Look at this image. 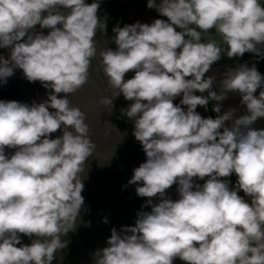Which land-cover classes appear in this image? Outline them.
Wrapping results in <instances>:
<instances>
[{
    "label": "clouds",
    "instance_id": "obj_1",
    "mask_svg": "<svg viewBox=\"0 0 264 264\" xmlns=\"http://www.w3.org/2000/svg\"><path fill=\"white\" fill-rule=\"evenodd\" d=\"M99 7L85 0H0V48H10L8 59L0 56V82L19 68L29 82L52 90L41 103L0 101V264H52L67 247L61 236L75 231L85 161L97 145L89 110L68 97L93 84V60L111 92L97 107L111 114L119 95L134 101L120 111L133 120L147 159L128 184H142L136 193L148 198L142 207L151 206L137 212L135 226L111 229L94 264H173L177 257L186 264H264V129L252 127L264 118V76L255 65L239 64L224 73L219 92L216 77H205L225 51L212 28L229 58H264L257 47L264 45L261 0H148L167 20L117 25L115 50L94 39L106 32ZM37 24L49 33L30 34ZM129 71L135 75L125 80ZM229 93L240 95L245 114L237 116L236 108L220 114ZM209 101L218 102L216 118L196 111ZM57 130L62 136L50 139ZM6 147L17 150L8 157ZM233 174L235 188L226 179ZM174 184L176 200L166 195ZM18 233L38 238L17 247Z\"/></svg>",
    "mask_w": 264,
    "mask_h": 264
},
{
    "label": "water",
    "instance_id": "obj_2",
    "mask_svg": "<svg viewBox=\"0 0 264 264\" xmlns=\"http://www.w3.org/2000/svg\"><path fill=\"white\" fill-rule=\"evenodd\" d=\"M49 31L47 28L41 29L37 24L30 30V34L42 32L47 35ZM197 31L202 30L197 28ZM209 33L223 44L215 28L210 29ZM26 38L27 36L24 39ZM202 40L205 41L203 37ZM0 56L8 59L10 48H0ZM90 72L93 84H86L68 98L72 105L89 110L86 122L90 126V136L97 149L85 161V173L81 177L84 184L81 193L84 204L77 218L75 231H69L67 235L61 236L62 241H68L67 247L55 253L52 264H94V253L108 246L107 240L111 235V229L116 228L120 231L124 226H135L137 219L135 212L143 211V197L139 201L135 193L137 184H128V181L134 174L133 170L139 167L135 161L138 155L146 154L141 143L132 137L129 129L123 125L126 116L120 111L123 95L113 99L111 114L102 106L98 108L95 102L99 97L111 95V92H105L108 87L107 78L102 68H99L98 61H92ZM51 91L45 89L39 81L29 82L23 70L16 68L14 74L7 78V83L0 82V101H18L31 105L33 101L41 103L46 100ZM64 95L59 94L60 97ZM62 134V130H57L50 134L49 138L55 139ZM16 150L6 147L5 154L10 157ZM105 219L107 223L104 222ZM18 235L21 244L16 245L17 247L30 245L38 238L22 233Z\"/></svg>",
    "mask_w": 264,
    "mask_h": 264
},
{
    "label": "crops",
    "instance_id": "obj_3",
    "mask_svg": "<svg viewBox=\"0 0 264 264\" xmlns=\"http://www.w3.org/2000/svg\"><path fill=\"white\" fill-rule=\"evenodd\" d=\"M160 0H157V3H159ZM262 6H264V0H261ZM154 9H149L146 6V9L143 10L142 14L146 15L148 18L149 16L155 17L157 19H160L158 17V14H155L153 12ZM146 17V18H147ZM164 20H167L166 17H163ZM147 21V19H146ZM151 22H148L150 24ZM202 42H205L202 40ZM221 46L225 49L224 52L221 53V59L218 61L214 62L210 68V70L205 74V77L209 76H215L216 77V82L213 84V90L219 92V82L223 79L224 73L229 69V68H235L239 64L247 63L249 67L252 65H255L257 70L261 73L262 76H264V58L257 57L255 54L252 53H245L243 57H232L229 58L226 55V50H227V45L221 44ZM258 48L261 49L262 52H264V45H258ZM261 89H257V92L255 95H259ZM198 95H207V92L205 93H199L197 92ZM240 95L238 93H229L228 98L219 102L221 104V113L223 114L225 111H227L229 108H236L237 109V116L245 114V108L240 104ZM216 101H209L208 105L205 106H198V109L196 111L201 115L203 118H216L218 115L214 111V107L216 105ZM231 122H226V125L230 126ZM256 129H264V118H259L256 123L252 126ZM195 183L198 184H203L207 177H205V180H199L198 178H193ZM231 181L230 187L235 188L236 186V176L233 174L231 177L226 178ZM177 185H173L171 188V193H172V199L176 200L178 199V193H177ZM169 191H167L168 193ZM241 196H244V193L241 191L239 192ZM169 197V196H168ZM244 199L251 203V198L248 196H244ZM173 264H186L185 261L180 260L178 257L174 259Z\"/></svg>",
    "mask_w": 264,
    "mask_h": 264
},
{
    "label": "flooded vegetation",
    "instance_id": "obj_4",
    "mask_svg": "<svg viewBox=\"0 0 264 264\" xmlns=\"http://www.w3.org/2000/svg\"><path fill=\"white\" fill-rule=\"evenodd\" d=\"M93 2H98L100 7L98 9L97 15L101 20L107 22L106 24V32L102 33L99 30L96 33L94 39L100 42V45L103 47L106 46L108 48L116 49V44L112 41V37L115 36L113 32V28L119 25L120 27H124L125 25H132L136 23L133 17H137V15H141L143 10L146 9L148 0H85L86 4H91ZM153 12L157 14L158 12L154 9ZM47 13H44L46 15ZM109 22V23H108ZM105 41L108 43L105 45ZM99 64V62H98ZM135 73L133 71H129L125 75V80L131 79ZM134 101H129L124 98L121 99V108H128L130 104ZM123 125L126 129H129V133L132 137L134 131V122L132 119L125 116V120ZM135 138V137H134ZM136 139V138H135ZM147 159L146 155L141 153L138 155L136 161L137 165L145 162ZM142 184H137V186H141ZM136 186V187H137ZM136 193V191H135ZM140 196H138V200L140 201ZM137 212H135V215Z\"/></svg>",
    "mask_w": 264,
    "mask_h": 264
},
{
    "label": "rangeland",
    "instance_id": "obj_5",
    "mask_svg": "<svg viewBox=\"0 0 264 264\" xmlns=\"http://www.w3.org/2000/svg\"><path fill=\"white\" fill-rule=\"evenodd\" d=\"M157 14H158V17L160 19H164L159 13H157ZM146 17H147L146 15L141 14V15H137V17H133V18L135 19L136 22L139 21L141 24L148 23V22L152 23L155 19H157V18L151 17V16H149V18L148 17L146 18ZM146 19H147V21H146ZM177 30L179 31L180 29H177ZM194 94L198 95L197 92H195ZM181 99H182V96H178V97L175 98L173 103L174 104H179ZM185 108H186V106H185ZM197 109H198V106H197ZM167 191H170V192H169V195H168V193H166V195H168L172 199V197H171L172 196L171 189H168ZM147 199L148 198L143 197V205H145ZM172 200H174V199H172ZM158 202H159V198H153V203H158ZM143 211H151V206L143 207Z\"/></svg>",
    "mask_w": 264,
    "mask_h": 264
},
{
    "label": "trees",
    "instance_id": "obj_6",
    "mask_svg": "<svg viewBox=\"0 0 264 264\" xmlns=\"http://www.w3.org/2000/svg\"><path fill=\"white\" fill-rule=\"evenodd\" d=\"M181 107H184V108H185V106H182V105H181ZM171 188H172V187H171ZM171 188H170V189H171ZM169 192H170V191H169ZM169 192H168V195H169ZM166 193H167V190H166ZM168 195H167V196H168Z\"/></svg>",
    "mask_w": 264,
    "mask_h": 264
}]
</instances>
